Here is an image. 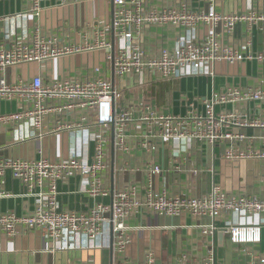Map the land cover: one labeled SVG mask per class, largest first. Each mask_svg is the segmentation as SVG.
I'll use <instances>...</instances> for the list:
<instances>
[{
  "label": "built area",
  "instance_id": "obj_1",
  "mask_svg": "<svg viewBox=\"0 0 264 264\" xmlns=\"http://www.w3.org/2000/svg\"><path fill=\"white\" fill-rule=\"evenodd\" d=\"M22 1L17 18L39 16L42 4L51 0ZM54 1L62 6L83 0ZM215 1L208 0L211 5ZM112 6L109 23L89 26L80 32L71 31L69 26L47 32L33 29L28 41H14L7 48L0 46V101L17 104L15 112L0 115V127L13 128L29 122L31 129L39 133L44 121L50 120L51 132L77 131L80 137L79 155L55 161L0 160V198L9 197L3 189L7 172L20 184L25 195L36 198L28 215L0 213V236H15L21 228L36 231L54 243L64 236H84L95 242L110 227L112 247L122 255L117 264H128L123 253L129 244L127 220L134 213L148 211L171 218L191 215L212 220L232 216L236 221L226 231L231 244L251 251L261 241L264 200L229 194L215 184L197 197L156 192L153 179L162 173V168L155 162L142 169L143 184L121 186L111 205L97 203L84 212L59 208L56 183L76 174L86 177L90 195H108L102 178L110 169L108 133L111 128L118 156L134 152L152 156L162 143L171 151L174 171L181 170L183 162L178 158L194 142L220 146L221 158L228 163L264 161L263 89L227 86L208 98L194 99L183 115H177L151 105L119 104V89L100 76L98 68L92 70L89 78L63 76L46 82L38 75L26 80L7 78V70L20 65L109 52L112 39L113 58L109 53L107 59L113 62L119 79L146 76L151 81H167L211 75L212 67L218 63L264 65V48L254 53L249 41L237 49L221 43L222 36H230L235 24L246 19L242 15L220 14L212 8L191 10L189 0H178L175 6L161 9H147L144 0H112ZM153 25H170L182 31L173 47L161 49L154 56L139 42L142 31ZM205 27L210 29L209 33L200 37ZM131 127L137 137L135 147L126 139ZM247 131L259 132L258 147L252 143L254 138H248ZM90 143L93 144L91 155L84 157ZM119 171L131 169L127 162H122ZM209 228L213 230L214 226ZM250 255L245 264H264V259ZM144 264H155L152 254H147ZM199 264H215L212 249H208Z\"/></svg>",
  "mask_w": 264,
  "mask_h": 264
},
{
  "label": "crops",
  "instance_id": "obj_2",
  "mask_svg": "<svg viewBox=\"0 0 264 264\" xmlns=\"http://www.w3.org/2000/svg\"><path fill=\"white\" fill-rule=\"evenodd\" d=\"M147 9H161L175 6L178 0H144ZM22 0L0 1V46L7 48L14 41H28L33 31H52L60 26H69L73 32L112 20V0H83L57 5L54 0L42 4L39 16L15 17L22 10ZM191 10L214 9L226 15H242L246 19L235 24L230 36H222L224 46L237 49L250 42L251 51L264 48V0H189ZM35 29V30H33ZM205 27L199 36L209 33ZM182 31L173 26H148L139 42L150 55H157L161 49L173 47ZM76 40V35L72 34ZM78 40V38H77ZM109 52H95L73 56L46 63H31L7 70L10 81L26 80L41 76L50 81L63 76L89 78L94 68L99 75L110 81L118 90L119 104L151 105L172 114L183 115L196 98H208L227 86L253 87L264 90V65L255 62L237 64L218 63L211 69V75L181 79L149 80L146 76L119 79L108 62ZM112 82V81H111ZM219 109V108H218ZM17 104L0 101V115L13 113ZM136 111V110H135ZM50 120L43 123L39 133L34 132L29 122L12 127H0V160L65 159L80 152V137L77 131L51 132ZM96 130H100L97 129ZM134 127L126 133L128 144L135 147L137 140ZM111 128L108 143L110 169L103 175L106 196H92L88 192L89 182L85 176L76 174L56 183V199L59 208L69 212H84L97 203L111 205L115 192L126 184H143L142 169L155 162L162 173L153 179V189L170 195H191L207 193L215 184L229 194L255 196L264 200V161H241L228 163L221 158L220 146L192 143L191 149L179 156L183 162L179 171L173 170L174 163L168 146L158 144L154 155L134 152L120 157L113 147ZM255 147L260 142L258 131H247ZM113 147V152H112ZM84 157L91 155L93 144L85 148ZM122 162H127L131 171L120 172ZM113 167V170H112ZM4 191L9 195L0 198V213L28 215L35 203L34 196H27L20 184L10 173L5 174ZM236 218L222 216L194 218L191 215L166 217L142 211L134 213L127 220L129 244L123 258L128 264H144L147 254H152L155 264H199L212 249L215 264H245L251 253L264 259V217L261 219V241L253 249L238 247L230 242L226 232ZM210 225L214 229L209 228ZM221 233L222 236L219 234ZM120 255L112 247L110 227L95 242L84 236H64L57 242L42 237L36 231L19 229L12 237L0 236V264H117Z\"/></svg>",
  "mask_w": 264,
  "mask_h": 264
},
{
  "label": "water",
  "instance_id": "obj_3",
  "mask_svg": "<svg viewBox=\"0 0 264 264\" xmlns=\"http://www.w3.org/2000/svg\"><path fill=\"white\" fill-rule=\"evenodd\" d=\"M113 44H114V42H113V39H112V45H111V49L109 51V53H110V55H111L112 58H113V53H114ZM112 68H113V62H112ZM111 81L113 83V81H114V75L112 76V80ZM112 152H113V147H112ZM112 170H113V167H112ZM220 236H222L221 233L218 236L219 239H220Z\"/></svg>",
  "mask_w": 264,
  "mask_h": 264
},
{
  "label": "rangeland",
  "instance_id": "obj_4",
  "mask_svg": "<svg viewBox=\"0 0 264 264\" xmlns=\"http://www.w3.org/2000/svg\"><path fill=\"white\" fill-rule=\"evenodd\" d=\"M94 25H97V23H95ZM163 81H166V80H160V82H163Z\"/></svg>",
  "mask_w": 264,
  "mask_h": 264
}]
</instances>
